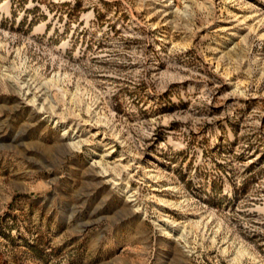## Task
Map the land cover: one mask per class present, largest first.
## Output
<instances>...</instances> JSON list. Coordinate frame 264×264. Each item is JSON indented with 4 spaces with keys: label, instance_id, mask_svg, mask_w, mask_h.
<instances>
[{
    "label": "rangeland",
    "instance_id": "obj_1",
    "mask_svg": "<svg viewBox=\"0 0 264 264\" xmlns=\"http://www.w3.org/2000/svg\"><path fill=\"white\" fill-rule=\"evenodd\" d=\"M0 264H264V0H0Z\"/></svg>",
    "mask_w": 264,
    "mask_h": 264
},
{
    "label": "bare ground",
    "instance_id": "obj_2",
    "mask_svg": "<svg viewBox=\"0 0 264 264\" xmlns=\"http://www.w3.org/2000/svg\"><path fill=\"white\" fill-rule=\"evenodd\" d=\"M169 235H172V232H168Z\"/></svg>",
    "mask_w": 264,
    "mask_h": 264
}]
</instances>
